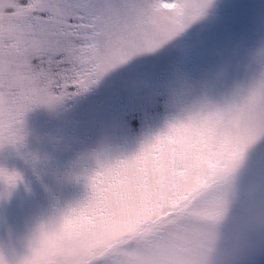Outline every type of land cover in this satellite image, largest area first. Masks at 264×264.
<instances>
[{
	"label": "snow or ice",
	"instance_id": "6c2138e0",
	"mask_svg": "<svg viewBox=\"0 0 264 264\" xmlns=\"http://www.w3.org/2000/svg\"><path fill=\"white\" fill-rule=\"evenodd\" d=\"M213 4L167 0L128 13L116 0H0L34 73L33 87L13 98L12 122L0 121V148L23 142L35 107L54 108L133 56L165 61L164 77L104 129L121 138L160 121L159 130L132 155L100 163L86 200L42 229L20 264H190L219 225L264 198V160L252 155L264 144V66L222 90L245 59L247 22L234 16L189 31ZM0 181L11 190L21 176L0 168ZM238 264H264V241Z\"/></svg>",
	"mask_w": 264,
	"mask_h": 264
},
{
	"label": "rangeland",
	"instance_id": "374dc122",
	"mask_svg": "<svg viewBox=\"0 0 264 264\" xmlns=\"http://www.w3.org/2000/svg\"><path fill=\"white\" fill-rule=\"evenodd\" d=\"M131 13L139 5H162L167 0H116ZM240 16L247 22L246 56L240 70L222 89L244 86L264 66V0H214L208 20ZM165 61L159 54L136 55L110 71L86 91L54 108L37 106L24 116V140L0 148V168L20 174L11 190L0 181V258L20 264L31 255L42 229L86 200L89 180L100 163L123 159L136 152L160 121L137 126L130 136L112 138L106 124L133 106L135 93L164 77ZM253 160H264V144L253 150ZM244 169L241 175H246ZM100 264H111L106 259Z\"/></svg>",
	"mask_w": 264,
	"mask_h": 264
},
{
	"label": "clouds",
	"instance_id": "9594fccd",
	"mask_svg": "<svg viewBox=\"0 0 264 264\" xmlns=\"http://www.w3.org/2000/svg\"><path fill=\"white\" fill-rule=\"evenodd\" d=\"M9 10L0 9V121L14 119L13 98L33 87L34 73L21 59L10 32ZM264 241V198L249 200L216 229L207 250L190 264H238L246 251Z\"/></svg>",
	"mask_w": 264,
	"mask_h": 264
}]
</instances>
